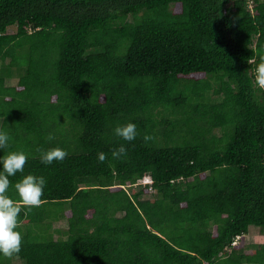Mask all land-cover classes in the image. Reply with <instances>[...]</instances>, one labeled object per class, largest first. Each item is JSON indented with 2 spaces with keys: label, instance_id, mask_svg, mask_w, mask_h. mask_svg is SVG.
Masks as SVG:
<instances>
[{
  "label": "trees",
  "instance_id": "16d2710c",
  "mask_svg": "<svg viewBox=\"0 0 264 264\" xmlns=\"http://www.w3.org/2000/svg\"><path fill=\"white\" fill-rule=\"evenodd\" d=\"M261 57L264 0H0V157H28L7 195L46 180L0 264H264Z\"/></svg>",
  "mask_w": 264,
  "mask_h": 264
},
{
  "label": "clouds",
  "instance_id": "9594fccd",
  "mask_svg": "<svg viewBox=\"0 0 264 264\" xmlns=\"http://www.w3.org/2000/svg\"><path fill=\"white\" fill-rule=\"evenodd\" d=\"M251 61H249L250 63ZM254 84L260 89H264V57L255 68ZM115 135L126 141H133L137 137L136 125L129 122L125 125L117 126L114 129ZM55 137L49 133L48 140ZM10 137L8 133L0 131V149L8 145ZM145 143L152 141L153 136L145 134ZM40 159L44 164H52L54 161H63L68 153L60 147H53L47 150L38 149ZM127 156V148L121 145L112 151L114 159H122ZM27 155L23 151H13L0 157V164L3 171L0 172V254L5 258L12 259L22 250L23 235L16 229L19 227V214L22 207L31 211L33 208L40 207L46 180L43 176L28 174L15 183L14 190L19 200H14L7 195L11 185L9 177L15 176L18 172H23L27 162ZM107 159L104 152L98 153V161L103 163Z\"/></svg>",
  "mask_w": 264,
  "mask_h": 264
},
{
  "label": "rangeland",
  "instance_id": "374dc122",
  "mask_svg": "<svg viewBox=\"0 0 264 264\" xmlns=\"http://www.w3.org/2000/svg\"><path fill=\"white\" fill-rule=\"evenodd\" d=\"M11 32L13 31H16L17 28L16 27H11L9 29ZM8 84H16L17 83V79L16 78H13V79H9L7 80ZM151 179L150 178H146V179H143V180H140L139 183L143 184V183H147V182H150ZM65 225V226H68V222L67 221H63L59 224V226L61 225ZM58 226V225H57ZM246 240V243L249 244V243H264V235L259 231V229L255 227L251 228L250 229V233L246 236L245 238ZM14 259V258H13Z\"/></svg>",
  "mask_w": 264,
  "mask_h": 264
},
{
  "label": "crops",
  "instance_id": "0c3cea01",
  "mask_svg": "<svg viewBox=\"0 0 264 264\" xmlns=\"http://www.w3.org/2000/svg\"><path fill=\"white\" fill-rule=\"evenodd\" d=\"M9 79H13V78H9ZM9 79H7V80H9ZM17 79V78H16ZM17 81H18V79H17ZM7 84H8V82H7ZM8 85H10V84H8ZM11 85H13V84H11ZM1 125H2V118H0V128H1ZM68 208V207H67ZM66 208V209H67ZM63 221H66V219H63V220H61V221H58V222H56L55 224H54V228H57V227H67V226H65L64 224L61 226H59V224L61 223V222H63ZM58 225V226H57ZM264 235V234H263Z\"/></svg>",
  "mask_w": 264,
  "mask_h": 264
},
{
  "label": "built area",
  "instance_id": "2783aa9c",
  "mask_svg": "<svg viewBox=\"0 0 264 264\" xmlns=\"http://www.w3.org/2000/svg\"><path fill=\"white\" fill-rule=\"evenodd\" d=\"M239 238V237H238Z\"/></svg>",
  "mask_w": 264,
  "mask_h": 264
}]
</instances>
